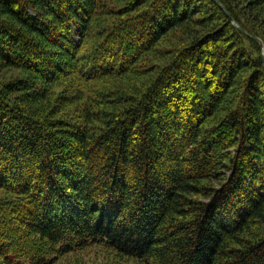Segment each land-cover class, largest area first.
Listing matches in <instances>:
<instances>
[{"label": "trees", "instance_id": "16d2710c", "mask_svg": "<svg viewBox=\"0 0 264 264\" xmlns=\"http://www.w3.org/2000/svg\"><path fill=\"white\" fill-rule=\"evenodd\" d=\"M239 3L0 0V68L27 75L0 82V264H264V0ZM73 74L92 95L49 102Z\"/></svg>", "mask_w": 264, "mask_h": 264}, {"label": "rangeland", "instance_id": "374dc122", "mask_svg": "<svg viewBox=\"0 0 264 264\" xmlns=\"http://www.w3.org/2000/svg\"><path fill=\"white\" fill-rule=\"evenodd\" d=\"M238 1L240 2L239 3L240 6H243L245 5L244 1H248V0H238ZM245 8H246V13L247 14L250 13L248 19L249 26L256 28L257 30H259L264 34V6L262 7L257 6L254 7L253 9H247L246 6ZM178 33L180 34L178 30H175L171 34H168L166 36V39L161 41V46L168 47L170 44H172L171 46L180 45L181 40L178 36ZM259 42L264 49V41L259 39ZM151 56L153 55L146 54L144 56L143 61L146 62L148 60L150 63L151 62L153 63V61H158V57L155 56L153 58H150ZM26 77H27L26 73L22 72L21 70L14 68H9V69L0 68V82L2 83L15 82L16 80H20ZM135 79L139 80L138 78ZM135 79H132V81L134 82ZM118 82L119 81H114V83L110 82L111 87L116 85ZM65 87H70L77 94H79L80 91L82 90L84 91L87 97H90L92 95V92L94 91L95 84L87 83L79 79L75 75L71 77H63L62 79H60L59 81H57L56 83L50 86L51 96L49 97V102L51 103L55 102L56 99H58V95L62 93ZM46 104L47 103H45V105ZM4 193L5 192L3 190H0V197ZM53 264H139V263H137L134 260H129L127 258L120 257L116 253L106 248L100 246H89L86 249H82V250L78 249L66 255L60 256Z\"/></svg>", "mask_w": 264, "mask_h": 264}, {"label": "water", "instance_id": "95a60500", "mask_svg": "<svg viewBox=\"0 0 264 264\" xmlns=\"http://www.w3.org/2000/svg\"><path fill=\"white\" fill-rule=\"evenodd\" d=\"M263 57H264V53H263Z\"/></svg>", "mask_w": 264, "mask_h": 264}]
</instances>
